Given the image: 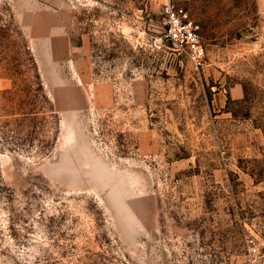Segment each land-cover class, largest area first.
<instances>
[{
  "label": "rangeland",
  "instance_id": "rangeland-1",
  "mask_svg": "<svg viewBox=\"0 0 264 264\" xmlns=\"http://www.w3.org/2000/svg\"><path fill=\"white\" fill-rule=\"evenodd\" d=\"M0 264H264V0H0Z\"/></svg>",
  "mask_w": 264,
  "mask_h": 264
},
{
  "label": "built area",
  "instance_id": "built-area-1",
  "mask_svg": "<svg viewBox=\"0 0 264 264\" xmlns=\"http://www.w3.org/2000/svg\"><path fill=\"white\" fill-rule=\"evenodd\" d=\"M169 38L178 46L189 51L195 71H199L204 63V48L200 44L198 27L189 19L188 14L176 6L169 5L165 9Z\"/></svg>",
  "mask_w": 264,
  "mask_h": 264
}]
</instances>
